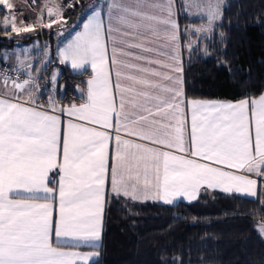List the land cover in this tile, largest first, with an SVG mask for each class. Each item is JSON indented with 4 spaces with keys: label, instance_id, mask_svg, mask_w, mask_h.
Masks as SVG:
<instances>
[{
    "label": "snow or ice",
    "instance_id": "obj_1",
    "mask_svg": "<svg viewBox=\"0 0 264 264\" xmlns=\"http://www.w3.org/2000/svg\"><path fill=\"white\" fill-rule=\"evenodd\" d=\"M223 3L189 0L187 6L206 17L207 24L185 27V36L189 31H210L222 16ZM0 5L12 8L9 0H0ZM74 6L75 0L66 7ZM106 7L107 24L102 12L93 9L83 30L59 51L61 63L70 61L73 69L90 64L94 72L87 82L86 101L69 106L68 114L104 129L114 127L115 114L111 169L112 135L69 123L61 150L59 119L36 107L32 93L37 77L28 72V79L19 80L0 73L4 85L0 93V264H77L90 259L94 254L53 246L56 205L39 201L58 198L57 240L71 238L77 247L98 241L109 175L116 197L156 198L168 204L178 196L195 198L204 185L257 195V179L200 163L189 155L255 174L264 182V95L238 103L193 100L189 130L175 0H112ZM47 15L55 17L44 25L47 28L64 22L59 5L48 7ZM12 20L9 24L5 19L0 27L16 33L33 31L17 27L14 16ZM24 63L19 61L21 66ZM121 131L155 146L125 139ZM53 171L58 175L55 188L49 187ZM21 190L28 195L22 196Z\"/></svg>",
    "mask_w": 264,
    "mask_h": 264
},
{
    "label": "trees",
    "instance_id": "obj_2",
    "mask_svg": "<svg viewBox=\"0 0 264 264\" xmlns=\"http://www.w3.org/2000/svg\"><path fill=\"white\" fill-rule=\"evenodd\" d=\"M68 1L63 6L64 22L35 29L45 42L48 59L44 66L40 60L35 64L34 76L40 74L33 96L37 107L48 110L83 103L90 77L88 72L74 74L61 63L59 49L81 29L95 7L94 0H77L74 7L65 9ZM176 3L183 29L201 23L184 11L182 0ZM25 7L22 2L15 9L19 12ZM6 12L0 5V17ZM29 14L36 19V13L30 10ZM30 19L24 17L25 23L30 25ZM63 28L67 34L61 38L58 34ZM34 35L0 27V53L15 49L19 42H31ZM205 39L201 44L205 53L194 50L185 55L187 98L237 101L264 93V0H227L220 22ZM56 69L60 75L55 81ZM57 179L54 172L51 187H56ZM261 224V199L203 194L192 204L160 205L111 198L100 259L92 264H264V239L257 230Z\"/></svg>",
    "mask_w": 264,
    "mask_h": 264
},
{
    "label": "crops",
    "instance_id": "obj_3",
    "mask_svg": "<svg viewBox=\"0 0 264 264\" xmlns=\"http://www.w3.org/2000/svg\"><path fill=\"white\" fill-rule=\"evenodd\" d=\"M64 1L65 0H61V1L58 0L57 1L58 2L57 5L63 7L64 6V3H65ZM11 2L15 4L16 0H9V3H11ZM22 2L25 3L24 1H22ZM48 3L51 6L50 1L47 2V0H38V4H39V6H41V9L42 8L47 9L48 7H50L48 5ZM175 8H176V12H177L178 23H179V26H180V34H179L180 35V44H181V52H180V55L182 57V64H183V73H182V75H183V90H184V97H185V105H184V108H185V114H186V119H187V128L189 130H190V121H191V103L190 102L193 101V100H195V101H202V102L238 103L241 100H246V99L247 100L259 99V97L261 95H264V93H263V94H261L257 98H252V99L246 98V99H241V100H237V101L221 100V99H193V98H187V96L185 94V79H184V66H185L184 65V59H185V55L187 53H189V52L194 51V50H201L202 53H205L206 52V47H201V44H204V41L206 40L205 38H207L208 36H198L196 33L193 34V33L188 32L187 33L188 34V38L187 37H183V32H184V29L185 28L183 29L181 27V25H180V17H179L180 16V10H179V8L177 6L176 0H175ZM14 10L18 13L17 9L14 8ZM24 10L27 11L28 13L30 12V10H26V9H24ZM96 10L102 12V16H103L104 22H105V24H107V21H108V15H107V13H106V15H104V13H103V11L101 9H96ZM62 11H63V9H62ZM90 14H92V12ZM24 17H27V15H25ZM24 17H22L23 24L21 23L22 24L21 26H23V27H29V24H26L25 23ZM195 19H197V18H195ZM84 22H86V20ZM196 25H198V24H196ZM82 30H83V25H82L81 29L78 30L77 32H80ZM76 33H74L60 47V49L63 48L70 40L74 39ZM23 34L28 35L27 32H24ZM40 39H41V37H40ZM20 44L26 45L28 43L19 42L17 44V46L20 45ZM108 48H109V53H110V51H111V41L110 40L108 41ZM15 50H16V47H15V49H13V50H11L9 52H4L6 55L9 54L10 57H8V59H6V58H4V59L3 58H0V60L3 61V62H5V63H7V64H9L11 67H13L15 69H19V71L25 73L26 75H27L28 72H30L32 74V76H34V69H35V64L37 62L36 61L37 55H34V54L31 53V54H29L28 60L27 61L26 60L24 61L25 62L24 63L25 69H27V72H26L25 70L22 71L19 68V66H21L19 64V61L17 62L13 57H11V54ZM59 56H60V51H59ZM60 58H61V56H60ZM109 63H111L110 60H109ZM65 64L71 69V71L74 74H83L85 72H88L90 74V77L88 78V80L91 79L93 77V75H94V72H93L90 64L85 65V67L82 68V69H73L72 66H71V62L70 61L65 62ZM114 72H115V67L113 66V74H114ZM113 79H115L114 75H113ZM11 87H12V85L11 84H8V88L11 89ZM86 91H87V88H86ZM3 92H4V85H3V82L0 81V93H3ZM33 93H34V91H33ZM0 98H2V97H0ZM117 99H118V94H117ZM85 101H86V93H85V100H84V102ZM79 105H77V106H79ZM68 108L69 107H67V108H65L63 110H48V109H44V108H41V107H37V110L46 111L48 114L54 115V116H56L59 119V122H60L59 123V130H60L61 150H62L63 138H64V136L67 133V126H68L69 123H75V124H80V125H84V126H88V127H93V128H96L97 130H100V131H107L113 137L112 141L110 142V147H109V150H108L109 151L108 166H109V169H111V167L114 164V149H115V140H114V137L116 135V133H115V127L117 125V120H116L115 114L113 115V120H112V123H113V126L114 127L112 129H104L101 125H94V124L89 123L86 120L79 119L77 116L69 115L68 114V111H67ZM250 125H251L252 134H253V137H254L255 123H254V117L251 116V112H250ZM119 134L123 138H125V139H133V140H136L137 142H140V143H145V144H149L150 146H155V145H151V143L148 142V141H140L136 137H129L123 131H121ZM163 150H165V151H172L174 154H177V155H181L182 154V153H179L175 149H167V148H165ZM183 154L184 155H187V153H183ZM188 158H190V159H196L200 163H207V164H209V165H211L213 167H221L224 170L233 171L236 174H246V175H249V177L252 178V179H257V187H256L257 195L256 196H251V195H248V194H246L244 192H225L221 188H214V189L213 188H207V186L204 185V186H202L199 189L198 194H197V196L195 198H189L187 196H178V197H175L174 198L173 203H171V204H168V203L164 202L162 199H156V198L132 200V199H129V198H126V197H123V196L116 197V196H114L111 193V190H110L111 189V181H110V175H109V179L106 182V189H105V206H104V212H103L102 231H101L100 239L98 241H92V242H89L87 244L80 243V245L77 247V246H74V245H76L77 242L76 241H73L71 238H61V239L57 240V238L55 236V223H56V220L58 218V213H59V209H58V198L57 199H54V200H50V201H44V200L39 201L41 203H43V202H49V203H53L54 205H56V207H54V210H53V233H52V236H51L53 246L55 247V246H57L59 244V245L63 246V250H65V251H77V252L86 253V254H94V255H91L90 256V259H88V260H83V259L78 260L77 261V264H92V263L98 261L100 259L99 249L102 247V244H103L104 220H105V211H106L107 201L109 199H111V198H117V199L127 200V201L133 202V203H149V204H160V205H175V204H178V203H181V202L187 203V204L195 203L200 198V196L203 195V194L204 195L223 194V195H227V196H238V197H242V198H246V199H250V200L261 199L262 201H264V182H262L255 174L244 173L242 170H237V169H228L224 165H216L213 161L204 160V159L199 158V157H193V156H190L189 155ZM54 172L55 171H53L52 173H50V180H51V177H52V175H53ZM148 179H149L150 182L152 181V174H151V172L149 173ZM49 187H51L50 184H49ZM21 195L22 196H27L28 194L27 193H23V191L21 190ZM259 233H261L260 235L264 239V228Z\"/></svg>",
    "mask_w": 264,
    "mask_h": 264
},
{
    "label": "rangeland",
    "instance_id": "obj_4",
    "mask_svg": "<svg viewBox=\"0 0 264 264\" xmlns=\"http://www.w3.org/2000/svg\"><path fill=\"white\" fill-rule=\"evenodd\" d=\"M24 1L25 3H23L26 7V8H30L29 10H31V12L33 11L34 13H36V19H32V15L29 14L27 11H25L23 8L22 11L20 12H16V11H12L14 8H17L18 5L21 4V2ZM51 3V6L52 5H57V1L58 0H47V2ZM61 1V0H60ZM227 0H224V3H223V6L225 5ZM94 9H101L104 13V15H106L107 13V7L106 5L111 3L112 0H94ZM183 4H184V11L191 17V18H197L199 20H202L201 21V24H198V25H191V27L188 29L191 30L193 28H201L203 27L204 25L207 24V18L206 17H202L199 12L194 9V8H190L188 7V2L189 0H182ZM12 8H7L6 5H4V7L6 8L7 12L6 14L2 17H0V24H2V22L6 19L8 21L9 24L13 23V20H12V17L14 16L15 17V23H16V26L17 27H23L21 26L23 24L22 22V17H24L25 15L29 16L31 19H30V25L29 27H32L33 28V31H30V32H27L29 33L30 35L34 34V38L31 40L30 43L24 45V44H20L18 46H16V50L11 54V57H13L17 62L20 61V60H23V61H27L28 60V57H29V54H34V55H37V58H36V61L40 60V64L41 66L44 64H46L47 62V59H48V50L47 48L45 47V42L43 40V38L41 37V39L36 35V32H35V29H41V28H47L45 27L44 25H46L47 23L51 22L53 19H55V17H50L47 15V9L45 8H42L41 9V6H39L38 4V0H16L15 4L12 3ZM48 5L50 6V4L48 3ZM223 6H222V9H223ZM61 9H63V7H61ZM93 11V10H92ZM91 11V12H92ZM90 12V13H91ZM89 13V14H90ZM88 17V16H87ZM47 18V19H46ZM220 19L221 17L216 20L215 24L212 26L211 30L210 31H207V32H198L196 33L198 36H210L211 33L214 31L216 25L220 22ZM22 23V24H21ZM36 23V25H35ZM35 25V27H34ZM59 24L57 23H52V26H58ZM55 29V28H54ZM190 33H192L191 31H189ZM21 33H24V32H21ZM67 34V31L66 29H61L60 32H59V37L61 38H64L65 35ZM8 57H10V55H6L5 53H0V58H6L8 59ZM19 68L24 71L25 70V66H19ZM60 75V71L59 69H56L54 74H53V77H55V81L58 79ZM264 224H261L257 227L258 231L261 232L263 230V227ZM261 234V233H260Z\"/></svg>",
    "mask_w": 264,
    "mask_h": 264
},
{
    "label": "built area",
    "instance_id": "obj_5",
    "mask_svg": "<svg viewBox=\"0 0 264 264\" xmlns=\"http://www.w3.org/2000/svg\"><path fill=\"white\" fill-rule=\"evenodd\" d=\"M75 1H77V0H75ZM71 3H73V0L68 1V4H71ZM68 8L70 9L71 7H66L65 9H68ZM0 73H8L12 77L19 78V80L28 79V76L25 73H23L21 71H17V69L11 67L9 64H7L1 60H0ZM39 74H40V72H38L37 75L34 76V77H37L36 84H38ZM9 84H11V82Z\"/></svg>",
    "mask_w": 264,
    "mask_h": 264
}]
</instances>
